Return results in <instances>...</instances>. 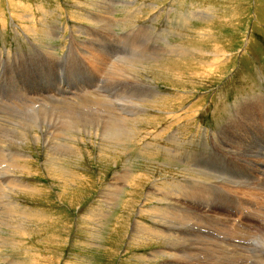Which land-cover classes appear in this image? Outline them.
Wrapping results in <instances>:
<instances>
[{
    "label": "rangeland",
    "instance_id": "1",
    "mask_svg": "<svg viewBox=\"0 0 264 264\" xmlns=\"http://www.w3.org/2000/svg\"><path fill=\"white\" fill-rule=\"evenodd\" d=\"M261 213L264 0H0V264H264Z\"/></svg>",
    "mask_w": 264,
    "mask_h": 264
},
{
    "label": "bare ground",
    "instance_id": "2",
    "mask_svg": "<svg viewBox=\"0 0 264 264\" xmlns=\"http://www.w3.org/2000/svg\"><path fill=\"white\" fill-rule=\"evenodd\" d=\"M103 1H105V0H103ZM112 1V0H111ZM113 4V3H112ZM111 4V5H112ZM104 12H105V9H104ZM115 12V11H114ZM102 13V12H101ZM100 13V14H101ZM108 13V12H107ZM129 14V13H128ZM156 14V13H155ZM106 17V16H105ZM108 19V18H107ZM99 20V19H98ZM106 20V19H105ZM98 23H101V22H99V21H97ZM104 23H106V21H103ZM107 24V23H106ZM105 25V24H104ZM116 25V24H115ZM107 26V25H106ZM111 26H112V23H111ZM101 27H103V26H101ZM104 28V27H103ZM106 30V29H105ZM104 30V31H105ZM129 30V29H128ZM81 31V30H80ZM106 32H108V31H106ZM112 33V32H111ZM25 34V33H24ZM101 36V35H100ZM119 37V36H118ZM112 38V37H111ZM163 40V39H162ZM114 43V42H113ZM33 44V43H32ZM74 44V43H73ZM88 44V43H87ZM103 44V43H102ZM70 46V45H69ZM108 46V45H107ZM159 46V45H158ZM36 47V46H35ZM86 47V46H85ZM92 47V46H91ZM67 48V47H66ZM77 50V49H76ZM100 50V49H99ZM156 51V50H155ZM90 52V51H89ZM153 52V51H152ZM170 52V51H169ZM84 53V52H83ZM99 55V54H98ZM57 56V55H56ZM92 56V55H91ZM115 56V55H114ZM154 57V56H153ZM81 58V57H80ZM98 58V57H97ZM100 58V57H99ZM108 58V57H107ZM102 59H104V58H102ZM107 60V59H106ZM108 61V60H107ZM96 62V61H95ZM212 62V61H211ZM100 63V62H99ZM105 63V62H104ZM107 63V62H106ZM105 63V64H106ZM97 64V63H96ZM105 64H103V65H105ZM140 65V64H139ZM106 67V66H105ZM116 67H117V65H116ZM120 68V67H119ZM157 69V68H156ZM139 70H141V69H139ZM143 70V69H142ZM177 72V71H176ZM182 73V72H181ZM194 74V73H193ZM198 75V74H197ZM97 86V85H96ZM162 89V88H161ZM193 91V90H192ZM68 92V91H67ZM73 92V91H72ZM78 92V91H77ZM86 92V91H85ZM83 93V92H82ZM114 93V92H113ZM152 93V92H151ZM81 94V93H80ZM84 94V93H83ZM122 95V94H121ZM126 95V94H125ZM124 95V96H125ZM76 96V95H75ZM79 96V95H78ZM77 96V97H78ZM94 96V95H93ZM151 97V96H150ZM43 98V97H42ZM152 98V97H151ZM89 99V98H88ZM47 100V99H46ZM90 100V99H89ZM248 100V99H247ZM141 101V100H140ZM51 102V101H50ZM113 102V101H112ZM139 102V101H138ZM144 103V102H143ZM15 104V103H14ZM142 104V103H141ZM47 105V104H46ZM131 105V104H130ZM65 106V105H64ZM132 106V105H131ZM142 106V105H141ZM24 107V106H23ZM34 107H35V105H34ZM86 107V106H85ZM131 108V107H130ZM140 108H142V107H140ZM18 109V108H17ZM107 109H108V107H107ZM73 110V109H72ZM114 110V109H113ZM129 109H127L126 111H128ZM145 110V109H144ZM8 111V110H7ZM122 111V110H121ZM125 111V110H124ZM124 111H122V113L124 112ZM142 111H143V109H142ZM74 113H75V111H73ZM99 112V111H98ZM114 112V111H113ZM116 112H118V111H116ZM129 112H131L130 110H129ZM120 113V112H119ZM121 113V114H122ZM134 113V112H133ZM138 113V112H137ZM113 114H115V113H113ZM112 114V112L111 111H109L108 110V113H107V119L106 120H104L103 121V125H102V127H103V132H100V133H104V135L102 134V135H100V134H97L96 132H94V133H96V135L95 136H98V135H100L101 136V139H105V138H112L113 139V141L115 140H117L116 142L118 143V142H123L124 141V139L126 140V138H128V137H126L125 138V136H127V135H129V133L131 132H129V133H124L125 131H122V133H121V128H119L120 126H119V121H122V122H120L121 123V125H122V123H123V125L126 123V121H124L125 119L127 120V118L125 117L126 116V113H124L125 114V116L123 115V117L122 118H117L115 115H113ZM120 114V115H121ZM128 114V113H127ZM139 114H140V112H139ZM139 114H137V115H139ZM74 115V114H73ZM106 115V114H105ZM116 115H117V113H116ZM131 116H132V114H130ZM136 115V116H137ZM141 115V114H140ZM140 115H139V117H140ZM23 116V115H22ZM90 116V115H89ZM97 116V115H96ZM100 117H101V115H99ZM104 116V115H103ZM130 116V117H131ZM133 116H134V114H133ZM70 117V116H69ZM82 117V116H81ZM85 117H87V115L85 116ZM84 117V118H85ZM94 118H95V116H93ZM120 117V116H119ZM127 117H128V115H127ZM135 117V116H134ZM143 117V116H142ZM142 117H140V118H142ZM83 118V119H84ZM87 118H89V117H87ZM86 118V119H87ZM91 118V117H90ZM97 118H99V117H97ZM97 118H96V122L98 121L97 120ZM131 118H133V117H131ZM140 118H139V120H140ZM38 119V118H37ZM66 119V118H65ZM93 119V118H92ZM101 119V118H100ZM104 119V118H103ZM144 119V117L142 118V120ZM147 119V118H146ZM67 120V122H66V125H65V122H64V125H65V127H66V129H69V128H72L76 123H75V117H70V118H67L66 119ZM81 120V119H80ZM132 120H134V121H136L135 119H132ZM138 120V119H137ZM145 120V119H144ZM149 120V119H148ZM239 120V119H238ZM86 121H88V120H86ZM128 121V120H127ZM134 121H131V123L133 122L134 123ZM145 121H147V120H145ZM76 122H79L78 120L76 121ZM93 122V121H92ZM100 122V121H99ZM102 122V121H101ZM104 122H105V124H104ZM125 122V123H124ZM129 122H130V119H129ZM139 122V121H138ZM143 122V121H142ZM150 122V121H149ZM80 123H82V120H81V122ZM85 123H87V122H85ZM98 123V122H97ZM137 123V122H136ZM140 123V122H139ZM144 123V122H143ZM22 124V123H21ZM60 124V123H59ZM92 123H90V125H91ZM99 124V127H100V125H101V123H98ZM135 124V123H134ZM61 125V124H60ZM81 125V124H80ZM79 125V126H80ZM76 126V125H75ZM78 126V127H79ZM98 126V125H97ZM129 126V125H128ZM132 126V125H131ZM137 126V125H136ZM144 126V125H143ZM44 127V126H43ZM57 127V126H56ZM64 127V126H63ZM86 127V128H85ZM84 128L85 129H87V125L85 126ZM89 127V126H88ZM124 127V126H123ZM122 127V128H123ZM125 127H127V125H125ZM139 127V126H138ZM39 128V127H38ZM54 128V127H53ZM94 128H96V127H94ZM131 128H133V127H131ZM40 129H41V127H40ZM43 129V128H42ZM63 129V128H62ZM65 129V132H66V134H68L69 135V132L71 131H69L68 132V130H66ZM102 129V128H101ZM125 130H126V128H124ZM123 129V130H124ZM29 130V129H28ZM82 130H84V129H82ZM91 132H92V129H89ZM127 130H130L129 129V127H128V129ZM64 131V130H63ZM88 131V130H87ZM96 131V130H95ZM98 131V130H97ZM138 131V130H137ZM40 132V131H39ZM62 132V131H61ZM90 132V133H91ZM2 133V132H1ZM78 133V132H77ZM87 133H89V131L87 132ZM135 133V132H134ZM16 134V133H15ZM58 134H60V133H58ZM62 134V133H61ZM65 134V133H64ZM65 134V135H66ZM79 134V133H78ZM132 135H133V133H131ZM32 135V134H31ZM42 135V134H41ZM46 135V134H45ZM76 135V134H75ZM74 134H73V136H75ZM20 136H21V134H20ZM78 136H80V135H78ZM92 136V135H91ZM134 136V135H133ZM204 136V135H203ZM17 137V136H16ZM19 137V136H18ZM70 137H72V135L70 136ZM77 137V136H76ZM81 137L83 138V135H81ZM85 137V136H84ZM87 137V136H86ZM93 137H94V135H93ZM210 137V136H209ZM25 138V137H24ZM28 138V137H27ZM32 138H34V139H38L39 140V138H40V135H38V134H36V135H32ZM75 138V137H74ZM82 138H80V139H82ZM19 139V138H18ZM26 139V138H25ZM62 139V138H61ZM6 140V139H5ZM30 140V139H29ZM71 140V139H70ZM76 140V139H75ZM78 140V139H77ZM108 140V139H107ZM7 141V140H6ZM23 141H24V139H23ZM72 141V140H71ZM82 141V140H81ZM9 142V141H8ZM46 142V141H45ZM47 142H49V141H47ZM60 142V141H59ZM62 142H64V141H62ZM61 142V143H62ZM73 142H74V140H73ZM111 142V141H110ZM110 142H109V144H110ZM115 142V143H116ZM126 142H129V141H127L126 140ZM104 143H107L106 141L104 142ZM112 143H114V142H112ZM116 143V144H117ZM45 144V143H44ZM57 144V143H56ZM71 144V143H70ZM99 144V143H98ZM102 144V143H101ZM108 144V143H107ZM106 144V145H107ZM123 144V143H122ZM127 144V143H126ZM12 145V144H11ZM48 145H51L50 143H48ZM58 145V144H57ZM74 145H76V144H74ZM73 145V146H74ZM105 145V144H104ZM120 145V144H119ZM125 145V144H124ZM124 145H122V146H120V148H118V150L119 149H122L121 147H123ZM231 145H233V144H231ZM2 146V145H1ZM6 146V145H5ZM61 146V145H60ZM57 147V146H56ZM101 147V146H100ZM103 147H105V146H103L102 145V148ZM119 147V146H118ZM125 147H127V146H125ZM242 147V146H241ZM65 148V146H63V149ZM69 148V147H68ZM101 148V149H102ZM106 148L108 149L109 147H107L106 146ZM112 148V147H111ZM111 148H109V149H111ZM115 148V147H114ZM116 148H117V146H116ZM238 148H240V147H238ZM50 149V148H49ZM52 149V148H51ZM50 149V150H51ZM100 149V150H101ZM214 149V148H213ZM220 149V148H219ZM14 150V149H13ZM53 150V149H52ZM76 150V149H75ZM130 150V149H129ZM255 150V149H254ZM60 151H63V150H60ZM64 151H65V149H64ZM56 152V151H55ZM59 152V151H58ZM123 152V151H122ZM179 152V151H178ZM243 152V151H242ZM26 153V152H25ZM62 153V152H61ZM61 153H60V155H61ZM177 153V152H176ZM63 154V153H62ZM129 154V153H128ZM2 155H4V154H2ZM6 155V154H5ZM4 155V156H5ZM215 156V155H214ZM236 157V156H235ZM2 158V157H1ZM17 158V157H16ZM55 158V157H54ZM58 158V157H57ZM197 159V158H196ZM57 160V159H56ZM56 160H55V162H56ZM255 161V160H254ZM115 162V161H114ZM190 162V161H189ZM191 164V163H190ZM2 165V164H1ZM16 167V166H15ZM25 167V166H24ZM21 168V167H20ZM22 169V168H21ZM59 169V168H58ZM194 170V169H193ZM207 172V171H206ZM124 173V172H123ZM213 173V172H212ZM29 175V174H28ZM190 177V176H189ZM262 177V176H261ZM60 178V177H59ZM180 178V177H179ZM186 178V177H185ZM216 178V177H215ZM218 178V177H217ZM5 179V178H4ZM262 180V179H261ZM195 181V180H194ZM201 181V180H200ZM214 181V180H213ZM256 181V180H255ZM208 182V181H207ZM206 182V183H207ZM201 184V183H200ZM260 185V184H259ZM15 186V185H14ZM216 186V185H215ZM163 187V186H162ZM168 188V187H167ZM239 188V187H238ZM243 189V188H242ZM245 189H247V188H245ZM259 189V188H258ZM261 189V188H260ZM5 190V189H4ZM17 190V189H16ZM254 190V189H253ZM262 191V190H261ZM20 192V191H19ZM210 192V191H209ZM219 192V191H218ZM15 193V192H14ZM238 193V192H237ZM171 194V193H170ZM177 194V193H176ZM252 194V193H251ZM172 195V194H171ZM178 195V194H177ZM176 195V196H177ZM171 197V196H170ZM191 197V196H190ZM207 198V197H206ZM169 199V198H168ZM171 199V198H170ZM186 199V198H185ZM262 200V199H261ZM164 201V200H163ZM181 202V201H180ZM211 202V201H210ZM16 203V202H15ZM247 203V202H246ZM13 204V203H12ZM175 206V205H174ZM177 206V205H176ZM175 206V207H176ZM203 206V205H202ZM10 207V206H9ZM249 207V206H248ZM12 208V207H11ZM171 208V207H170ZM192 208V207H191ZM153 209V208H152ZM12 210V209H11ZM20 210V209H19ZM154 210H156V209H154ZM164 210V209H163ZM176 210V209H175ZM178 210V209H177ZM196 210V209H195ZM10 211V210H9ZM16 211V210H15ZM207 211V210H206ZM158 213H159V211H157ZM6 213V212H5ZM14 213V211H10L9 213H8V215L9 216H11V215H14L15 216V214H13ZM168 213V212H167ZM4 214V212L2 213L1 212V215H3ZM7 214V213H6ZM161 214V213H160ZM163 214V213H162ZM161 214V215H162ZM238 214V213H237ZM160 215V216H161ZM167 215V214H166ZM170 215V214H169ZM168 215V216H169ZM261 215H262V213H261ZM6 216V215H5ZM4 216V217H5ZM22 216V215H21ZM158 216H159V214H158ZM163 216V215H162ZM262 216H264V215H262ZM163 218V217H162ZM258 218V217H257ZM18 219V218H17ZM27 219V218H26ZM172 219V218H171ZM241 219V218H240ZM261 219V218H260ZM163 220V219H162ZM16 221V220H15ZM18 221H19V219H18ZM164 221V220H163ZM166 221V220H165ZM168 221V220H167ZM166 221V222H167ZM206 222V221H205ZM168 223V222H167ZM12 225V224H11ZM10 225V226H11ZM14 225H12V227H13ZM17 226V225H16ZM239 226V225H238ZM253 226V225H252ZM251 226V227H252ZM164 227V226H163ZM242 227V226H241ZM165 228V227H164ZM253 228V227H252ZM152 229V228H151ZM192 230V229H191ZM198 230V229H197ZM19 231V230H18ZM160 231V230H159ZM240 231V230H239ZM244 231V230H243ZM16 232V231H15ZM198 232V231H197ZM186 233V232H185ZM228 233V232H227ZM168 234V233H167ZM169 234H171V233H169ZM173 235V234H172ZM217 235V234H216ZM178 236V235H177ZM180 236V235H179ZM178 236V237H179ZM183 237V236H182ZM193 237V236H192ZM224 237V236H223ZM234 237V236H233ZM236 237V236H235ZM177 239H179V238H177ZM174 241V240H173ZM182 241H184V240H182ZM181 241V242H182ZM176 242H177V240H176ZM263 242V241H262ZM5 243V242H4ZM225 243V242H224ZM228 243V242H227ZM175 244V243H174ZM179 244V243H178ZM183 244V243H182ZM192 244V243H191ZM219 245V244H218ZM181 246V245H180ZM179 246V247H180ZM186 246V245H185ZM209 246V245H208ZM231 246V245H230ZM252 246V245H251ZM264 246V245H263ZM168 247V246H167ZM170 247V246H169ZM222 247H224V246H222ZM233 247V246H232ZM188 248V247H187ZM220 248L221 247H219V250H220ZM246 248V247H245ZM169 249V248H168ZM194 249V248H193ZM212 249V248H211ZM216 249H218V248H216ZM225 249V248H224ZM223 249V250H224ZM232 249V248H231ZM230 249V250H231ZM247 249V248H246ZM264 249V248H263ZM173 250V249H172ZM199 250V249H198ZM237 249H235V251H236ZM169 251V250H168ZM233 251V250H232ZM242 251V250H241ZM247 251V250H246ZM260 251H262V249L260 250ZM264 251V250H263ZM262 251V252H263ZM159 252V251H158ZM167 252V251H166ZM221 252H222V250H221ZM224 252V251H223ZM226 252V251H225ZM224 252V253H225ZM227 252H229V251H227ZM226 252V253H227ZM237 252V251H236ZM161 253V252H160ZM203 253V252H202ZM209 253V252H208ZM231 253V252H230ZM234 253V255H236V253L235 252H233ZM238 253V252H237ZM223 254V253H222ZM229 254V253H228ZM232 254V253H231ZM239 254V253H238ZM262 254H264V253H262ZM186 255V254H185ZM221 255V254H220ZM248 255V254H247ZM246 255V256H247ZM261 255V254H260ZM210 256V255H209ZM232 256H233V254H232ZM241 256H243V255H241ZM249 256V255H248ZM263 256V255H262ZM168 257V256H167ZM223 257V256H222ZM228 257H230L229 255H228ZM237 257V256H236ZM178 259L180 258V257H177ZM183 258V257H182ZM199 258V257H198ZM207 258V257H206ZM263 258V257H262ZM181 259V258H180ZM195 259H197V258H195ZM233 259V258H232ZM246 259V258H245ZM183 260V259H182ZM209 260H211V258L209 259ZM262 260V259H261ZM260 260V261H261ZM164 261V260H163ZM179 261H181V260H179ZM194 261V260H193ZM200 261V260H199ZM212 261V260H211ZM246 261V260H245ZM249 261V260H248ZM263 261V260H262ZM261 261V262H262ZM188 262V261H187ZM202 262V261H201ZM243 262V261H242ZM213 263V262H212ZM231 263V262H230ZM255 263V262H254ZM260 263V262H259ZM183 264V263H182ZM185 264V263H184ZM261 264V263H260ZM263 264V263H262Z\"/></svg>",
    "mask_w": 264,
    "mask_h": 264
}]
</instances>
